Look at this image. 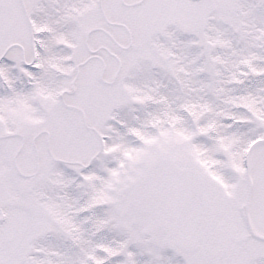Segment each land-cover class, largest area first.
Here are the masks:
<instances>
[{"label": "snow or ice", "instance_id": "obj_1", "mask_svg": "<svg viewBox=\"0 0 264 264\" xmlns=\"http://www.w3.org/2000/svg\"><path fill=\"white\" fill-rule=\"evenodd\" d=\"M0 264H264V0H0Z\"/></svg>", "mask_w": 264, "mask_h": 264}]
</instances>
